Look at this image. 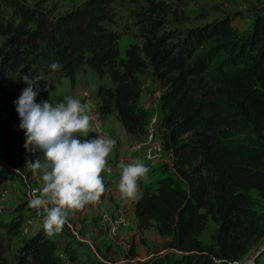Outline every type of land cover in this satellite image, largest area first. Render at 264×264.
<instances>
[{
  "label": "trees",
  "instance_id": "16d2710c",
  "mask_svg": "<svg viewBox=\"0 0 264 264\" xmlns=\"http://www.w3.org/2000/svg\"><path fill=\"white\" fill-rule=\"evenodd\" d=\"M46 1L0 0L11 7L8 15L0 7L3 157L14 160L16 144L26 150L14 103L27 87L26 75L43 76L36 98L41 101L49 99V88L42 85L48 76L68 78L75 86L77 71L90 66L101 80L109 76L112 81L97 88L98 111H117L129 133L145 135L152 114L140 106V75L151 65L163 88L161 132L173 165L156 186H143L136 216L141 231L155 227L169 237V249L129 264L250 260L264 238V217L252 194L264 197V12L255 16L247 35L222 18L190 29L176 41L160 33L161 25L153 21L142 42L130 44L122 56L119 33L106 25L110 0H86L55 18L53 9L43 8ZM151 7L165 11L160 2ZM249 46L255 54H247ZM220 50L228 55L214 65ZM53 61L61 64L58 70L49 67ZM37 158H43L42 150L32 152L31 160ZM18 216L13 222L2 220L1 226L17 231L23 222V214ZM209 217L218 227L212 242H205L200 236ZM58 249L42 227L24 241L13 264H65ZM5 254L0 235V264H11Z\"/></svg>",
  "mask_w": 264,
  "mask_h": 264
},
{
  "label": "rangeland",
  "instance_id": "374dc122",
  "mask_svg": "<svg viewBox=\"0 0 264 264\" xmlns=\"http://www.w3.org/2000/svg\"><path fill=\"white\" fill-rule=\"evenodd\" d=\"M84 1L86 0H47L42 6L47 11L53 9L50 15L55 18ZM153 1L160 2L165 7V11L154 12L151 7ZM0 4L1 12L8 15L11 7L5 3ZM109 6L111 20L106 25L119 33V48L122 56H125V49L130 44L142 42V35L153 21H156L155 24L161 25L160 33L166 34L170 41H176L180 35H184L188 30L222 18H229L231 25L238 33L247 35L252 31L255 16L259 12H264V0H110ZM1 12L0 20L2 19ZM4 38V35L0 33V47ZM210 44L208 41L205 46L208 47ZM256 51L249 46L247 54L252 55ZM201 52L198 50L197 54ZM227 55L225 50L218 51L213 64L216 65ZM52 77V75L48 76V80L42 84L49 88V99L57 101L67 95H72L91 108L97 109V111V88L102 83H112L109 76L101 80L98 73L88 65L77 71L75 86L71 85L68 78L57 80ZM140 77L145 86L142 93L147 97L146 105L148 104L146 107L145 104L140 106L149 111V107L155 103L160 113L159 104L163 88L151 65L147 66ZM113 113H116L114 115L119 118L117 111H113ZM159 117L161 116L159 115ZM119 121H121L120 118ZM146 133L142 136H146ZM23 151V161H18L16 157L14 160H7L3 157V151L0 152V194L2 191H7L10 196V202L6 209L0 211V223L2 220L8 223L16 221L19 213L23 214V222L17 231L0 224V235L4 239L6 247L5 256L11 264L16 262L17 253L24 241L29 236L31 237L33 232L35 234L43 227L42 213L29 204L28 192L32 191L35 186L33 184L34 179L31 178L33 171L27 165L28 161L31 160L32 153L27 149H23ZM167 159L168 157L159 166L163 174L172 169V160L166 162ZM156 183L157 180L153 182L152 186H156ZM252 194L257 201L256 209L259 215L264 217V197L254 192ZM17 207H20L19 211H16ZM106 213L110 214L108 211ZM106 213L103 212L101 215L104 220ZM28 219H32L33 224L26 231L24 223ZM106 223L108 222L106 221ZM217 227L218 225L209 217L207 227L200 236L201 239L205 242H212V235ZM113 228L109 227L108 230H102L109 239L103 242L102 247L94 243L100 255L93 252L90 244L85 240L86 231L76 229L75 224L66 223L52 237L58 243V253L64 255L61 257L65 264H129L146 261L169 249L167 244L170 238L161 236L155 227L141 232L122 230L118 226ZM261 242L258 252H254L250 260L241 264H264V253L262 254L264 252V238Z\"/></svg>",
  "mask_w": 264,
  "mask_h": 264
},
{
  "label": "clouds",
  "instance_id": "9594fccd",
  "mask_svg": "<svg viewBox=\"0 0 264 264\" xmlns=\"http://www.w3.org/2000/svg\"><path fill=\"white\" fill-rule=\"evenodd\" d=\"M58 70L61 64L50 66ZM27 87L14 101L20 117L19 128L25 131V148L43 151V158L27 165L37 173L43 186L33 193L30 206L43 215V228L48 234L59 232L71 211L82 209L100 199L105 191L103 171H112L107 157L117 140L107 135L90 138L94 131L90 109L85 102L67 95L59 101H37L43 76H25ZM119 190L127 197H138L139 181L147 179L150 168L141 159L118 165Z\"/></svg>",
  "mask_w": 264,
  "mask_h": 264
},
{
  "label": "crops",
  "instance_id": "0c3cea01",
  "mask_svg": "<svg viewBox=\"0 0 264 264\" xmlns=\"http://www.w3.org/2000/svg\"><path fill=\"white\" fill-rule=\"evenodd\" d=\"M143 88H145L144 85ZM146 100L147 97H145L144 93H142L140 105L145 104L144 106L146 107L148 105H146ZM88 107L90 109V114L93 117L92 125L94 131L89 132L88 137L81 138H90L101 134L113 137L117 140V144L107 157L108 163L112 166V171H103L101 173V175L104 177L105 191L101 194L100 199L96 202L87 204L82 209L71 211L66 223L75 224L76 229H82L86 231L85 240L90 244L93 252L100 255V252H97L94 243L102 247L103 242L105 240H109L107 238L108 236L103 234L102 230H108V228H112L111 226L114 224L122 230L141 232V230L138 228V219L136 216V202L139 196L129 198L119 190L118 183L120 170L118 165L121 162H131L133 159H141L144 161L142 152L135 148L136 144L140 141V139H142L143 136L142 134L129 133L123 126L122 122L119 121L117 115H114L116 113L112 112L103 115L97 111V109L91 108L90 106ZM149 112L150 114L161 116V112H158V108L155 103L149 107ZM3 150V132L1 131L0 152ZM13 150L17 160L23 161L22 154L24 151L22 150L21 146L16 144L14 145ZM159 165L160 162H158L155 167H149L150 171L147 174V179H141L139 181L140 194L143 190V186L153 185L154 181H158L160 177H163L164 174L162 169L159 168ZM31 178L34 179V188L37 187L40 189L43 186L41 177L37 173H34V171L31 174ZM30 192L31 191L28 192V196H30ZM106 211H108L113 217V223H110L109 225L104 219L101 218L102 213ZM32 234H34V232Z\"/></svg>",
  "mask_w": 264,
  "mask_h": 264
},
{
  "label": "built area",
  "instance_id": "2783aa9c",
  "mask_svg": "<svg viewBox=\"0 0 264 264\" xmlns=\"http://www.w3.org/2000/svg\"><path fill=\"white\" fill-rule=\"evenodd\" d=\"M161 124H162L161 117H159V115L156 114L152 115L148 124L146 136L140 139V141L135 146V148L139 149L138 151L142 152L145 164H147L151 168L155 167L158 162H160V165H162V162L164 159H166V157H168L166 162L172 160V164H173L172 153L171 151H168L164 146L163 134L161 132ZM33 193L39 194V188L35 187L32 189V191L30 192L29 199H31ZM9 202H10L9 193L7 191H2L0 194V211L5 210ZM112 220L113 217L110 214L108 215V213H106L105 221H107L108 224H110L113 223ZM31 224H33L32 219H28L24 223L25 226L24 228L26 231L29 229V226ZM112 227H114L113 229H115L116 225L113 224ZM55 233L56 232L52 234L47 233V237L54 238L52 237V235Z\"/></svg>",
  "mask_w": 264,
  "mask_h": 264
}]
</instances>
